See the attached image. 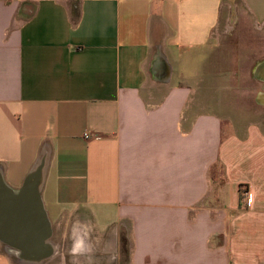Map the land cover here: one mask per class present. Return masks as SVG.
Returning a JSON list of instances; mask_svg holds the SVG:
<instances>
[{"label": "crops", "instance_id": "obj_1", "mask_svg": "<svg viewBox=\"0 0 264 264\" xmlns=\"http://www.w3.org/2000/svg\"><path fill=\"white\" fill-rule=\"evenodd\" d=\"M262 41L264 0H0V180L43 168L56 255L264 264Z\"/></svg>", "mask_w": 264, "mask_h": 264}, {"label": "water", "instance_id": "obj_2", "mask_svg": "<svg viewBox=\"0 0 264 264\" xmlns=\"http://www.w3.org/2000/svg\"><path fill=\"white\" fill-rule=\"evenodd\" d=\"M42 175L38 164L18 190L0 180V241L21 259L36 263L53 254L48 243L51 228L40 196Z\"/></svg>", "mask_w": 264, "mask_h": 264}, {"label": "rangeland", "instance_id": "obj_3", "mask_svg": "<svg viewBox=\"0 0 264 264\" xmlns=\"http://www.w3.org/2000/svg\"><path fill=\"white\" fill-rule=\"evenodd\" d=\"M261 53H262V55H264V42L263 41H262L261 48L259 49V51L254 52V55L258 56ZM223 55H224V52L221 50V51H219L217 58L220 59V58L223 57ZM214 58H216V56ZM226 59H227V62H228V59H231V58L226 57ZM213 100L217 104L215 106V108H218V109L223 104L221 102H224V104H223L224 108H226V107L230 108L232 106V104H231L232 102H234L233 105H235L236 108L237 107H242V103H243V102H241V100H240V102L238 100L234 101L229 96L225 97V99H222V98H219V97L215 96L213 98ZM230 104H231V106L229 107ZM214 174H215L216 177H217L216 174H219V171L216 168L214 170ZM246 196H247V187L244 188L243 186H240V188H239V202H240L241 205L244 204L245 207H248V205L246 203ZM227 212L230 213L229 210H227ZM121 246H122V250H123L124 253H123V256L121 258H119L118 260H116V261H117L118 264H129L128 251H129L130 244H129V242H127V239H126L125 236L123 238ZM0 253L9 256L10 259L13 261V264H20L19 258L17 256H15L14 254L8 252L7 251V247H5L4 244L1 243V242H0ZM61 257L62 256L60 254H58L54 258H51L50 260H47V261H44V262H46V264H78V262L75 259H72L67 254H65L64 257H62V258ZM88 262L90 263V260Z\"/></svg>", "mask_w": 264, "mask_h": 264}, {"label": "clouds", "instance_id": "obj_4", "mask_svg": "<svg viewBox=\"0 0 264 264\" xmlns=\"http://www.w3.org/2000/svg\"><path fill=\"white\" fill-rule=\"evenodd\" d=\"M87 229L88 226H85V232L84 235H87ZM74 235H75V230H74ZM86 245H85V240L83 237L81 236H76V238L73 240V244L72 247L70 249V251L72 253H82L83 251H85Z\"/></svg>", "mask_w": 264, "mask_h": 264}, {"label": "bare ground", "instance_id": "obj_5", "mask_svg": "<svg viewBox=\"0 0 264 264\" xmlns=\"http://www.w3.org/2000/svg\"><path fill=\"white\" fill-rule=\"evenodd\" d=\"M44 163H46V161H45ZM44 166H45V165H44ZM51 248H52V250H53V252H52V253H53L52 256H53V255H56V254H57V247H56V245H55V244H52V245H51ZM7 251L15 255V252H13L11 249L7 248ZM18 258H19V262L22 263V264H39V263H36V262L26 261V260H24V259H21L20 257H18Z\"/></svg>", "mask_w": 264, "mask_h": 264}, {"label": "built area", "instance_id": "obj_6", "mask_svg": "<svg viewBox=\"0 0 264 264\" xmlns=\"http://www.w3.org/2000/svg\"><path fill=\"white\" fill-rule=\"evenodd\" d=\"M90 136H91V137H92V136L95 137L96 135H95V134H88V133H85V134H84V137H85V138H88V137H90ZM223 212L225 213V212H227V210L224 209Z\"/></svg>", "mask_w": 264, "mask_h": 264}]
</instances>
